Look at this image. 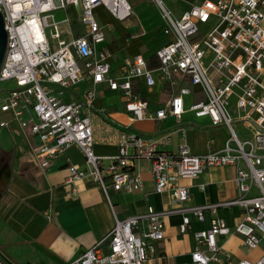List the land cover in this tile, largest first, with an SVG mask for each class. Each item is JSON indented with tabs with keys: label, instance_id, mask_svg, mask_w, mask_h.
Returning <instances> with one entry per match:
<instances>
[{
	"label": "built area",
	"instance_id": "1",
	"mask_svg": "<svg viewBox=\"0 0 264 264\" xmlns=\"http://www.w3.org/2000/svg\"><path fill=\"white\" fill-rule=\"evenodd\" d=\"M142 1L159 10L163 33L170 41L155 52L156 69L136 56L113 73V54L105 45V27L95 10L102 7L122 22L132 14L128 0H0L7 33L0 70V130L15 122L27 132L42 169L76 146L86 168L70 166L65 184L73 187L90 177L108 202L109 189L125 194L143 190V181L133 168L136 162L147 161L154 192L169 193L180 205L167 212L148 207L142 214L115 217L106 238L68 264H147V243L163 240L168 215L180 214L179 233L188 234L193 219L203 222L207 212L238 207L241 217L235 228L214 217L207 230L192 233L196 247L187 264H224L227 256L218 246V236L238 235L248 250L264 245V0ZM71 10L84 29L80 35L72 32ZM57 12L65 14L60 21L55 20ZM201 26L208 30L204 36L199 33ZM155 73L169 88L170 99L151 114L134 86L142 80L153 87ZM180 81L188 86H180ZM6 83L13 87L6 89ZM84 83L81 98H70V91ZM100 86L121 97L134 122L173 117L181 125L184 114L191 112L196 118L208 117L213 127L226 128L228 138L220 150L204 156L192 155L183 143L168 152L164 149L170 144L168 135L147 137L108 122L106 113L94 105ZM194 88L202 98L186 107L185 98L193 95ZM95 118L107 128L100 132L99 141L115 143L116 156L94 154ZM238 127L243 128V136ZM179 131L184 137V128ZM212 167L235 168L237 198L184 206L189 194L180 181L198 178ZM0 264H4L1 259ZM238 264H264V254L255 262Z\"/></svg>",
	"mask_w": 264,
	"mask_h": 264
},
{
	"label": "crops",
	"instance_id": "2",
	"mask_svg": "<svg viewBox=\"0 0 264 264\" xmlns=\"http://www.w3.org/2000/svg\"><path fill=\"white\" fill-rule=\"evenodd\" d=\"M107 33L111 32L105 29V45L113 54L110 61L113 73L125 60L136 56H141L148 68L156 69L158 62L155 52L170 41V37L163 33L164 43H155L149 52L141 47L142 53L132 56L133 53H127L126 48L134 35L131 37L129 33L121 31L111 33L121 36L122 49L119 52L108 41ZM127 36L131 37L129 42H125ZM154 76L156 83L153 87L148 88L142 80L134 86L139 98L148 102L151 114L170 99L169 88L159 80L157 73ZM178 84L188 86L186 82L180 81ZM86 85L84 83L72 89L70 98H81ZM193 91V95L185 98L186 107L202 98L198 88ZM117 95L105 86H100L95 109L103 110L106 120L120 128H129L147 137L168 135L170 144L164 148L168 152H175L178 145L183 143L192 155L204 156L220 150L228 138L226 128L213 127L208 117L196 118L191 112L184 114L181 125H177L173 117L159 122H134L124 110L123 100ZM9 117L3 116L7 120ZM93 126L96 135L94 154L98 157L116 156L115 143L104 144L98 139L100 132L107 129L99 118L94 119ZM180 127L184 128V137H181ZM238 130L243 136V128L238 127ZM103 165L107 166V161ZM70 166L81 170L86 168L84 156L76 146H70L62 157L42 169L35 159L27 132L21 131L15 122H10L7 129L0 130V252L12 264H68L104 240L114 226L115 217L124 219L142 214L148 207L159 212L180 207L173 202L169 193L154 192L150 163L147 161H138L133 168L143 181V190L125 194L109 189V202L99 185L90 177L68 187L65 181ZM235 173L234 167H212L198 178L181 180L180 185L187 188L189 194L184 206H204L236 199ZM214 217L222 218L233 229L239 223L241 210L230 207L219 208L215 214L207 212L203 222L191 221L188 234L179 233L178 228L182 223L180 214L165 217L163 240L147 243L150 258L147 264H187L196 247L192 233L207 230ZM217 243L227 256L224 264H238L244 260L255 262L264 254L263 244L255 250H248L243 239L235 234L218 236Z\"/></svg>",
	"mask_w": 264,
	"mask_h": 264
},
{
	"label": "rangeland",
	"instance_id": "3",
	"mask_svg": "<svg viewBox=\"0 0 264 264\" xmlns=\"http://www.w3.org/2000/svg\"><path fill=\"white\" fill-rule=\"evenodd\" d=\"M132 14L125 21H117L114 19L104 8L99 7L95 10V15L104 25L105 29L111 33L114 31H121L125 33H129L132 37L131 44L126 48L127 53H133L132 56L136 53H142L141 47H145L147 52L150 51L151 47L155 43H164L165 37L163 36L164 29V21L161 17L159 10L148 4L143 2L142 0H128ZM180 6H186V4H179ZM69 15L73 16L71 22L72 31L76 32L78 35L82 34L84 29L79 25L77 17H75L74 13L71 12ZM65 17L63 12L55 13V20L60 21ZM63 29H65L63 27ZM208 30L199 27V33L204 36ZM107 33L108 41L111 42L112 46L116 51L122 49L120 45L121 36L118 33ZM130 38L127 36L125 38V42H129ZM145 55V54H144ZM6 89H10L13 87V84L6 83L4 85ZM118 98L119 95H117Z\"/></svg>",
	"mask_w": 264,
	"mask_h": 264
},
{
	"label": "water",
	"instance_id": "4",
	"mask_svg": "<svg viewBox=\"0 0 264 264\" xmlns=\"http://www.w3.org/2000/svg\"><path fill=\"white\" fill-rule=\"evenodd\" d=\"M7 48V33L4 30V19L0 14V70L5 58ZM0 259L4 264H12L6 259V257L0 252Z\"/></svg>",
	"mask_w": 264,
	"mask_h": 264
}]
</instances>
